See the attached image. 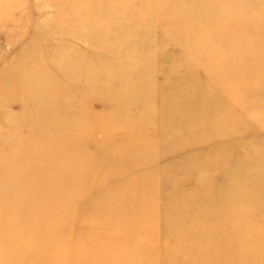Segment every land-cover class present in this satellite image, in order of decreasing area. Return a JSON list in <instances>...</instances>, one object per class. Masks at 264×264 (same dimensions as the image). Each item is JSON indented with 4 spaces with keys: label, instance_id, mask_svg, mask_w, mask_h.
Listing matches in <instances>:
<instances>
[{
    "label": "rangeland",
    "instance_id": "rangeland-1",
    "mask_svg": "<svg viewBox=\"0 0 264 264\" xmlns=\"http://www.w3.org/2000/svg\"><path fill=\"white\" fill-rule=\"evenodd\" d=\"M228 2L0 0V264H264V66L211 67L264 0Z\"/></svg>",
    "mask_w": 264,
    "mask_h": 264
},
{
    "label": "bare ground",
    "instance_id": "bare-ground-1",
    "mask_svg": "<svg viewBox=\"0 0 264 264\" xmlns=\"http://www.w3.org/2000/svg\"><path fill=\"white\" fill-rule=\"evenodd\" d=\"M229 2H228V4H230L231 5V8H236V7H238V6H236V5H239V2H240V0H228ZM235 1V3L234 4H232L231 2H234ZM246 18H245V16H244V18H237V17H234V20H241L242 22L245 20ZM244 23V22H243ZM251 29V30H250ZM249 29V32H247V33H244L243 34V37L241 38V39H239L238 41H237V43H236V46H237V48H238V50H240L241 51V48L240 47H244V48H246L247 46H249L250 47V45H251V43L252 44H257V42L258 43H260V42H264V27L262 28V29H256L257 30V32L258 31H260L261 30V32L262 33H259L258 34V36L259 37H257V36H255V37H253L252 35L253 34H251V32L252 31H254L255 29H253V28H250ZM256 32V33H257ZM235 46V47H236ZM230 47V46H229ZM237 49H236V51H238ZM242 51H245V50H242ZM255 51V50H254ZM256 57H259L258 59H255V60H252V61H246V60H244V59H241V62H240V64H238L239 66L238 67H231L232 65H234V61H231V60H229V59H222V60H218V61H212L211 62V67L213 66V65H218L216 68H217V70H225V71H228V72H238V74H241V75H244V76H247L248 78L250 77V75L253 73V72H258L260 69H261V67L262 66H264L263 65V62H264V50L263 51H261V53H260V55H259V52L258 53H256V55H255ZM208 64V63H207ZM172 70H174V69H172ZM144 74L146 73V71H144L143 72ZM143 73H142V75H143ZM261 73V72H260ZM186 75V77L188 78V80L191 82V84H192V82L194 81L193 80V78L194 77H192V75L191 74H189V73H186L185 74ZM260 78V77H259ZM256 80H259L258 78L256 79ZM187 81V80H186ZM198 81V80H197ZM262 81V80H261ZM184 83H186V82H184ZM194 84H193V86L194 87H197L198 86V84H197V82L196 81H194L193 82ZM205 86V85H204ZM141 87L143 88V86H141L140 85V89H141ZM140 89L138 90H133V91H124L123 90V93H122V95L120 96V98H119V100H116V102L115 101H112V103H109L110 101H111V96H112V94H114V92H112V91H107L106 93H107V96H108V98L107 99H110L109 100V102H106V105L110 108V107H115V106H119V105H121V104H125V102H126V100L127 101H133V102H138L139 100H145V101H147L148 100V97L146 96V95H143L141 92H140ZM193 95V93H191L189 96H192ZM206 95H208V99L210 100V90H205V91H199V90H197L196 91V94H195V96L198 98V99H201L202 98V96H206ZM195 100V101H194ZM104 102V103H105ZM135 102V103H136ZM169 103L170 104H172L173 105V107L176 109V107H178L179 106V103H180V101H179V98H176V97H174V100H173V96H171V95H169ZM187 103V102H186ZM200 103L201 104H199V102L197 101V99H194L193 98V100H188V103H187V105H189V108H191V107H196L197 108V110L198 111H202L203 113H207V111L209 110L208 109V107L210 106V104H208V105H204V101H202V100H200ZM111 110H113L112 108H110ZM114 112H116V111H114ZM117 113H118V111H117ZM119 113H120V111H119ZM129 113V112H128ZM102 123H104V121L103 120H100ZM162 121V120H161ZM101 124V123H100ZM102 125V124H101ZM136 128H137V126H135V125H131V127H130V129H133L132 130V133H133V131H134V129L136 130ZM218 231H220V229H216L215 230V233H213V235H212V238L210 239V240H208L207 241V239H205V237H208V236H205V234H204V236L202 237V233H200V231L199 232H196L195 234H194V237L195 238H199L200 239V241H198V240H196L197 242V244H199V243H201V245L202 246H204V248H205V246H208V247H210V245H212V244H214V245H216V241L218 240V238H219V234H218ZM23 234H25L24 232H23ZM206 240V241H205ZM233 249H235V248H233ZM207 252H208V250H207ZM206 252V253H207ZM208 254H209V252H208ZM210 255H212V252L210 251ZM118 256H120V254H118ZM256 259H252L251 261H255ZM106 264H119V261L117 260V261H106L105 262Z\"/></svg>",
    "mask_w": 264,
    "mask_h": 264
}]
</instances>
